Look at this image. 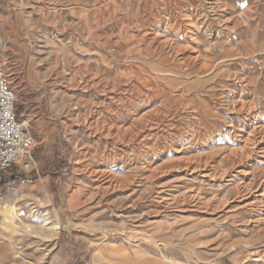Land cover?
<instances>
[{
  "label": "rangeland",
  "instance_id": "1",
  "mask_svg": "<svg viewBox=\"0 0 264 264\" xmlns=\"http://www.w3.org/2000/svg\"><path fill=\"white\" fill-rule=\"evenodd\" d=\"M0 64V264H264V0H0Z\"/></svg>",
  "mask_w": 264,
  "mask_h": 264
},
{
  "label": "built area",
  "instance_id": "2",
  "mask_svg": "<svg viewBox=\"0 0 264 264\" xmlns=\"http://www.w3.org/2000/svg\"><path fill=\"white\" fill-rule=\"evenodd\" d=\"M17 92L0 64V172L12 169L33 150L34 140L20 119Z\"/></svg>",
  "mask_w": 264,
  "mask_h": 264
},
{
  "label": "bare ground",
  "instance_id": "3",
  "mask_svg": "<svg viewBox=\"0 0 264 264\" xmlns=\"http://www.w3.org/2000/svg\"><path fill=\"white\" fill-rule=\"evenodd\" d=\"M187 17H189V16H187ZM187 19V18H186ZM191 33V32H190ZM192 37V36H191ZM194 37V36H193ZM192 37V38H193ZM204 51V50H203ZM185 52V51H184ZM190 56V55H189ZM204 56V55H203ZM255 56V55H254ZM194 58V57H193ZM197 58V57H196ZM204 58V57H203ZM207 58V57H206ZM195 60V59H194ZM207 60V59H206ZM193 61V60H192ZM189 62V61H188ZM212 63V62H211ZM188 64V63H187ZM209 67V66H208ZM208 67L206 68V69H208ZM197 72H198V70H197ZM237 76V75H236ZM251 85V84H250ZM242 92V91H241ZM25 123V122H24ZM26 124V123H25ZM263 131V130H262ZM261 132V131H260ZM238 133V132H237ZM252 133V132H251ZM262 134V133H261ZM260 136V135H259ZM262 136V135H261ZM259 138V137H258ZM264 141V137H262L261 138V140L260 141H258V142H263ZM3 209H5V208H3ZM5 212H7V214L9 215V217H6L5 215L3 216V223H4V229L5 230H9V233L10 234H14V232H15V229H16V227L14 226V221H13V219H14V212H15V207H13V205H12V207L10 208V209H8V211H7V209L5 210ZM53 225V228L57 231V230H59L60 229V225H58V224H52Z\"/></svg>",
  "mask_w": 264,
  "mask_h": 264
},
{
  "label": "crops",
  "instance_id": "4",
  "mask_svg": "<svg viewBox=\"0 0 264 264\" xmlns=\"http://www.w3.org/2000/svg\"><path fill=\"white\" fill-rule=\"evenodd\" d=\"M262 85H261V89H260V92H259V88L257 89V93L259 92V94L261 93V91H262V87H263V85H264V83H261ZM259 87V86H258ZM258 94V95H259ZM3 232V231H2ZM3 234H4V232H3Z\"/></svg>",
  "mask_w": 264,
  "mask_h": 264
},
{
  "label": "trees",
  "instance_id": "5",
  "mask_svg": "<svg viewBox=\"0 0 264 264\" xmlns=\"http://www.w3.org/2000/svg\"><path fill=\"white\" fill-rule=\"evenodd\" d=\"M20 112V111H19ZM21 113V112H20Z\"/></svg>",
  "mask_w": 264,
  "mask_h": 264
}]
</instances>
